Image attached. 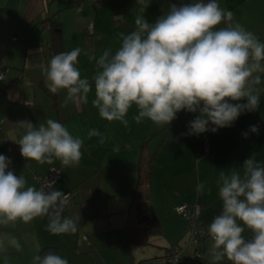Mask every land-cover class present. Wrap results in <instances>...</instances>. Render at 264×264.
<instances>
[{"label": "crops", "instance_id": "1", "mask_svg": "<svg viewBox=\"0 0 264 264\" xmlns=\"http://www.w3.org/2000/svg\"><path fill=\"white\" fill-rule=\"evenodd\" d=\"M169 1L144 0L141 4L138 0H0V61L6 63L0 81V118L7 117L0 129V155L14 156L16 160L10 164L17 176L25 177L26 187L36 188L35 174L45 175L51 166L58 168L61 175L50 191L69 193L70 201L63 215L80 216L75 232L55 235L47 230V216L29 222L18 219L0 223V264H37L34 258L43 246L55 247V254L66 258L69 264H164L160 263L162 259L153 258L167 256L171 245L179 242L183 254L191 248L201 252L209 237L195 242L186 233V238L183 230L187 222L174 206L199 204L200 220L209 225L222 210L217 184L220 174L242 167L252 155L264 162L259 130L264 121L258 119L257 133L248 132L250 123L241 120L240 115L231 127L202 133V141L200 135L187 134L189 122L199 113L181 110L168 126H161L147 118L137 123L133 116L138 110L133 105L126 114L125 127L120 121L101 118L93 107L98 59L106 50L115 54L121 45L120 34L135 30L137 16L154 23L168 11ZM219 6L234 14L230 23H239L264 42V0H219ZM90 22L92 29L88 32ZM76 48L81 52L75 67L81 79L87 78L92 85L87 99L81 101L67 100L66 89L50 93L46 78L50 59ZM254 75H260L264 82V73ZM259 103L264 113V84L259 90ZM48 119L60 122L71 135L83 140L81 159L75 166L65 167L58 159L52 164H40L21 155L18 142L25 130L16 123L28 120L38 126ZM91 129L106 138L103 144L98 136L88 137ZM228 132L229 140L225 137ZM245 132L253 135L251 140L247 136L253 146L246 143L242 135ZM3 133L14 146L11 153L2 141ZM254 134L259 136L260 147ZM227 144L232 151L222 153ZM139 164L149 172L150 204L161 224L159 232L142 245L128 243L126 228ZM207 164L211 165L213 186L205 199L197 192V185L204 184L203 165ZM205 260L202 253V257L192 261L204 264ZM224 261L225 258L219 262L212 260L210 264Z\"/></svg>", "mask_w": 264, "mask_h": 264}, {"label": "clouds", "instance_id": "2", "mask_svg": "<svg viewBox=\"0 0 264 264\" xmlns=\"http://www.w3.org/2000/svg\"><path fill=\"white\" fill-rule=\"evenodd\" d=\"M233 15L216 0H190L180 6L170 4L154 23L137 16L135 30L120 34L115 54L106 50L97 61L92 105L99 116L127 127L126 114L135 105L137 123L147 118L168 126L186 110L199 113L189 122L187 134L199 135L209 130V124L215 133L231 127L241 114L255 111L259 107L255 85L261 76L254 74L264 73V42L239 23H230ZM222 22L226 26L218 27ZM80 52L76 48L50 59L46 66L50 93L66 89L67 100L87 99L92 85L87 78L81 79L75 67ZM16 124L25 130L18 144L28 161L52 164L58 159L65 167L79 163L84 142L60 122ZM250 131L257 133L258 126H250ZM242 135L247 138L248 133ZM93 136L105 142L96 129L88 132L89 138ZM10 163L0 155V223L47 216L50 233L75 232L80 216L63 215L67 194L26 187L24 176L8 170ZM217 184L222 210L207 228L213 260L226 257L231 264H264V162L252 155L242 167L222 172ZM204 189V184L197 185V192ZM246 228L252 233L248 239L242 235ZM10 243L19 247L15 240ZM34 259L37 264H69L51 251Z\"/></svg>", "mask_w": 264, "mask_h": 264}, {"label": "trees", "instance_id": "3", "mask_svg": "<svg viewBox=\"0 0 264 264\" xmlns=\"http://www.w3.org/2000/svg\"><path fill=\"white\" fill-rule=\"evenodd\" d=\"M170 4H176L177 6H180L181 1L170 0L169 5ZM225 26V23L222 22L218 27ZM259 130L264 150V122H261L259 124ZM8 170H11L16 174L15 168L11 164H9ZM148 180V170L142 164H139L137 185L132 191V200L128 207L129 221L126 228L129 244H147L149 242V237L153 234L158 233L160 230V220L154 213L150 204ZM251 235L252 233H250L245 239L250 238ZM55 250V247L43 246L39 249L38 256H43L49 251L55 253ZM220 264H231V262L227 260Z\"/></svg>", "mask_w": 264, "mask_h": 264}, {"label": "built area", "instance_id": "4", "mask_svg": "<svg viewBox=\"0 0 264 264\" xmlns=\"http://www.w3.org/2000/svg\"><path fill=\"white\" fill-rule=\"evenodd\" d=\"M92 29V23L90 22L87 25V31L91 32ZM6 67L5 61L2 59L0 61V81L4 77V69ZM7 121V117L0 118V129L2 130V125ZM214 127L213 125L209 124L208 128L209 130L204 132H210L211 128ZM2 141L6 144L7 152L11 153L14 150L13 144L8 139L7 135L3 133ZM207 150V146L205 145V151ZM61 173L60 170L54 166H51L48 173L45 175L35 174L34 179L36 182V188L38 190H44L45 192H49L54 184V182L60 177ZM67 194V200L65 201L64 207H66L70 201L69 193ZM174 209L176 212L181 215L186 221V231L188 232L189 237L195 241L198 242L204 237H209L207 233L208 224L202 222L199 217L200 213V205L199 204H193L192 206H188L186 203H181L179 205L174 206ZM87 238V237H85ZM181 247L178 244H173L170 247V251L167 254L168 260L172 264L176 263H185L190 264L192 260L198 259L200 257V251L197 250L195 253L190 256L186 257L180 254Z\"/></svg>", "mask_w": 264, "mask_h": 264}, {"label": "rangeland", "instance_id": "5", "mask_svg": "<svg viewBox=\"0 0 264 264\" xmlns=\"http://www.w3.org/2000/svg\"><path fill=\"white\" fill-rule=\"evenodd\" d=\"M216 2L219 4V0H216ZM221 6V5H220ZM264 84V82H261L260 81V83L259 84H257V85H255V87L257 88V89H259L260 90V87L262 86ZM244 102H246V101H241V103H244ZM250 115L252 116V118H250ZM244 119H246L247 121L246 122H248V123H250L249 124V126H251V123H252V125H256L255 124V121L258 119V120H261V121H264V113H262V109H261V106H260V103H259V107L255 110V111H251V112H245V113H243V114H241V120H244ZM248 120H250V121H248ZM247 123V124H248ZM248 132H251L250 130L248 131ZM200 135V138L202 139V141H203V137H202V133L201 134H199ZM210 136H211V134L209 135H207V138H209L210 139ZM248 138L250 139V138H253V135L251 134V133H249L248 135ZM225 137L227 138V140H229V137H230V133L228 132V133H226V135H225ZM254 137H256L255 139H254V141H256V144H257V146H259L260 147V139H259V136L257 135V134H254ZM244 139H245V141H246V143L247 144H249V145H252L253 146V144L252 143H250V141L247 139V138H245L244 137ZM231 140V139H230ZM251 140V139H250ZM207 142H208V139H207ZM236 142V141H235ZM238 143V139H237V142H236V144ZM208 145H210V140H209V142L207 143ZM203 148H204V146H203ZM232 147H231V145L230 144H227V145H225V147L222 149V153H229L230 151H232V149H231ZM257 147H255V149H256ZM242 153H243V155H244V152L242 151V150H240ZM211 152L210 151H208V155L210 156L211 154H210ZM4 156L6 157V158H8V159H10V160H14V162H15V158H14V156H12V155H7V154H4ZM261 157H262V159L264 160V157H263V153L261 152ZM219 167V166H218ZM215 173H216V169H215V171H214ZM212 170H211V165L210 164H207V165H203V177H204V185H205V189H204V191L203 192H201L202 194H203V196L205 197V199H207L208 197H209V193H210V188H211V185L213 184V181H212V179H213V176H212ZM212 178V179H211ZM213 186V185H212ZM187 222V221H186ZM187 226V225H186ZM183 233L184 234H188V232L186 231V227H185V229L183 230ZM251 233V230H249V229H245V231H244V233H242V235L246 238L249 234ZM185 235V237L187 238L188 237V235ZM187 241V243L188 242H190L188 239L186 240ZM173 244H179L180 245V247L182 248V244L179 242V243H173ZM202 244V242H199V245H201ZM211 244H212V241L209 239V238H207V240L205 241V243H203L202 245H204L203 247V249L201 250V252H200V256L202 257V253H203V255H204V257H205V262L206 263H204V264H210L211 262H212V260H213V258H212V255H211V252H210V248H211ZM184 250H185V248H183ZM195 252H194V249H192L191 248V251L190 252H188V253H186L185 252V254H183L182 253V251L180 252V254L181 255H183V256H186V257H190V256H192L193 254H194ZM82 256H84V254H82ZM88 256H90L91 257V254L89 253L88 254ZM89 257V258H90ZM82 258V257H81ZM85 258H86V256H85ZM85 258H82L84 261L87 259H85ZM91 258H93V257H91ZM165 258H167V256H160V257H155V258H153V259H162V261L160 262V263H163L164 262V264H172L171 262H170V260H168V261H166V260H164ZM152 259V260H153ZM225 259H226V261H227V258L225 257ZM224 260V259H223ZM222 260V261H223ZM192 264L193 263H195V262H191ZM139 264V263H138ZM176 264H185V263H176Z\"/></svg>", "mask_w": 264, "mask_h": 264}]
</instances>
